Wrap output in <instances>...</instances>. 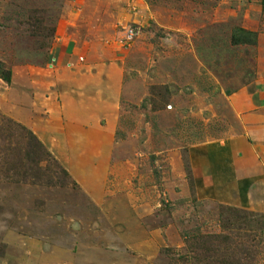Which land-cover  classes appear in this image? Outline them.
<instances>
[{"label":"rangeland","instance_id":"1","mask_svg":"<svg viewBox=\"0 0 264 264\" xmlns=\"http://www.w3.org/2000/svg\"><path fill=\"white\" fill-rule=\"evenodd\" d=\"M0 64V264H264V212L207 181L262 0H0Z\"/></svg>","mask_w":264,"mask_h":264},{"label":"crops","instance_id":"2","mask_svg":"<svg viewBox=\"0 0 264 264\" xmlns=\"http://www.w3.org/2000/svg\"><path fill=\"white\" fill-rule=\"evenodd\" d=\"M231 39L234 48H256V33L251 29L237 27L232 31ZM72 50H65L63 47L60 49V69L69 65L80 67V60L88 55V50L83 48ZM231 98L236 134L216 145L218 155L213 158L208 155L211 176L207 181H212L211 187L214 189H211L216 195L219 193L221 197V192L230 188L236 192L235 196L244 198V209L264 212V78L254 82L245 93L243 89ZM244 142L247 144V153L244 150L243 154L241 149L245 147ZM230 144L233 145L230 147ZM212 146L214 145L205 148Z\"/></svg>","mask_w":264,"mask_h":264},{"label":"trees","instance_id":"3","mask_svg":"<svg viewBox=\"0 0 264 264\" xmlns=\"http://www.w3.org/2000/svg\"><path fill=\"white\" fill-rule=\"evenodd\" d=\"M262 6L264 8V0H262ZM0 80L6 82L8 85L12 82V72L10 70L2 69V64H0Z\"/></svg>","mask_w":264,"mask_h":264},{"label":"built area","instance_id":"4","mask_svg":"<svg viewBox=\"0 0 264 264\" xmlns=\"http://www.w3.org/2000/svg\"><path fill=\"white\" fill-rule=\"evenodd\" d=\"M134 36H135V33L132 30L128 31L126 33V40L125 41L127 43L131 42L134 39Z\"/></svg>","mask_w":264,"mask_h":264}]
</instances>
